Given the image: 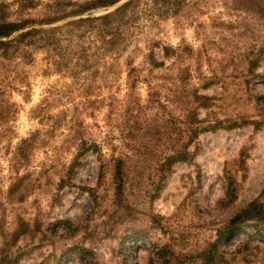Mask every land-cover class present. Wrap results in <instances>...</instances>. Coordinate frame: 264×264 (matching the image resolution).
Wrapping results in <instances>:
<instances>
[{"label": "rangeland", "instance_id": "obj_1", "mask_svg": "<svg viewBox=\"0 0 264 264\" xmlns=\"http://www.w3.org/2000/svg\"><path fill=\"white\" fill-rule=\"evenodd\" d=\"M143 29L112 85H70L66 75L45 73L43 51L24 68L31 85H3L15 113L0 130V264H202L231 217L261 199L264 123L256 129L251 121H264L263 20L240 0H184L177 14ZM152 38L177 55L155 48L164 66L125 85L126 54L147 74ZM198 95L207 107L196 106ZM190 106L202 125L221 126L199 133L190 156L168 165L186 143ZM232 122L238 126L225 128ZM80 138L97 148L68 175ZM115 158L124 162L121 193ZM20 223L28 232L15 237ZM76 245L89 260L74 258ZM218 249L216 264H264V231L230 236Z\"/></svg>", "mask_w": 264, "mask_h": 264}, {"label": "trees", "instance_id": "obj_2", "mask_svg": "<svg viewBox=\"0 0 264 264\" xmlns=\"http://www.w3.org/2000/svg\"><path fill=\"white\" fill-rule=\"evenodd\" d=\"M49 0L42 3L38 10L39 0H12L8 3L0 0V130L7 124L15 109L14 102L3 97V85H31L25 66L31 64L35 53L43 51L48 66L45 73L52 70L57 74L66 75L71 79L70 85H112L123 70L120 69L119 59L128 48L136 42L137 36L146 26L153 27L159 19L167 15L177 14L184 0ZM246 10L255 13L264 23V0H240ZM14 4V7L12 6ZM70 5V7H68ZM114 7L109 10L108 7ZM94 8H104L100 14L90 12ZM40 11L36 16L32 11ZM139 47L138 45H136ZM147 50L143 54V63L147 65V74H140L134 65L132 55L126 54L123 62L125 85H136L140 80L149 81L153 69L164 66L163 60H158L155 48L167 58L177 55V48L163 44L160 39L152 38L146 43ZM264 50V35L262 36L261 51ZM196 106L207 107L206 96H195ZM187 135L183 143L173 154L168 155V165L186 160L190 153L188 143L201 132L216 130L221 122L202 125L198 119L197 107L190 106L184 114ZM10 118V119H9ZM247 123L248 121H242ZM255 128H260L264 121H251ZM233 128L238 123L224 125ZM33 134L20 139L16 145L17 153L31 141ZM97 145H87L79 139L74 160L69 164L68 175L78 164V157L87 151L96 150ZM124 162L121 158L114 159V175L117 181L116 192L121 193L123 184ZM64 184L63 179L61 185ZM263 196V198H262ZM70 224L68 220L60 221ZM261 224V228L260 225ZM15 237L28 232L26 224H18ZM264 188L261 199L250 200L242 209L237 211L229 220L228 225L218 232L215 241L210 243L202 252V264H216L218 245L222 240L238 233H262L264 231ZM15 239V238H14ZM74 258L82 261L89 260V251L80 246L71 247ZM161 258V257H160ZM162 260V259H161ZM167 264V261H163Z\"/></svg>", "mask_w": 264, "mask_h": 264}, {"label": "water", "instance_id": "obj_3", "mask_svg": "<svg viewBox=\"0 0 264 264\" xmlns=\"http://www.w3.org/2000/svg\"><path fill=\"white\" fill-rule=\"evenodd\" d=\"M124 1H125V0H124ZM124 1H121V2H119L118 4H121V3L124 2ZM118 4H117V5H118Z\"/></svg>", "mask_w": 264, "mask_h": 264}]
</instances>
